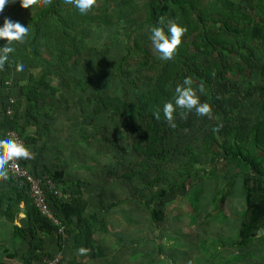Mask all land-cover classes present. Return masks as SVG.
I'll return each mask as SVG.
<instances>
[{
    "label": "rangeland",
    "instance_id": "1",
    "mask_svg": "<svg viewBox=\"0 0 264 264\" xmlns=\"http://www.w3.org/2000/svg\"><path fill=\"white\" fill-rule=\"evenodd\" d=\"M147 1L96 0L94 6L86 14L78 15L71 4L67 3L66 0H62L60 6L56 4L58 16H47L38 21L33 19L35 13L47 5L42 0H38L36 5H30L27 8L20 7L19 0H11V2L6 3L3 10H0V25H2L4 18L31 25V31L23 42L12 43L15 51L10 53L11 58L15 63L20 60L26 63L25 70L19 75L17 85H26L29 83L30 78L31 80H37L40 75L44 74L45 76L41 79L53 86L52 90L47 89L48 94L46 97L48 98L41 110V112H47V118L54 120L50 128L54 138V141H52L54 150L52 152L56 151L59 158L58 162L53 159L54 162L60 163L68 177L74 178L75 176L77 178L80 176L85 185L89 183L86 187L91 188L90 190L96 197V201H89L85 213L88 215L96 214L94 219L95 228L98 229L99 224H109L108 226L111 227V231L108 232L109 238L116 240L117 237H120L121 242H124V240L131 241L132 239L142 240L144 238H154L157 242L164 240L166 233L168 239L173 238L180 245L184 244L181 238H183L182 233L186 231L181 229L180 225L202 224L204 225L202 229H205L203 232L205 245H211L213 248L219 239L222 242L225 241V243L229 242L230 248L233 239L237 237L235 224L240 223L244 214L242 178L246 172V167L243 163L224 156L227 153L221 150L219 144L224 141L223 138L225 139L223 135H219L218 141L215 139L213 144H208L206 139L209 135H204V140L197 142V146L196 143L190 148H186L187 146L184 145L177 150L173 148L170 152L168 159L166 158V161L168 160V172L165 173V178L157 185L158 188H164L168 184L172 186L167 190V198L163 205L164 220L156 226L157 228L161 226L162 230L159 231L152 225L148 210L143 205L138 204L136 197L132 201L125 199L130 194L118 185V182L125 181L124 171L119 169L120 172H116L117 174L104 172V166H108L109 163L114 161L115 148L102 141L99 135L105 130L106 136L113 134L118 139L123 140V120L106 121L100 116L101 112L96 115L89 112L83 118L79 115V105L81 104L77 103V107L73 105V95L69 96L68 94L70 88L76 87L77 80L79 82L82 79L79 83L90 84L98 78L101 85L106 89L105 94L103 93L104 97L107 96L104 98V102L107 101V98L112 99L120 96L121 85L119 82L111 83L113 80L109 78L110 71H112L111 67L117 65V60L126 51L124 46L118 49L109 47L115 45L113 42L116 40L117 43L119 41L124 43L126 40V46L132 47L133 52L128 59V64H124V66L125 69L133 71V74L139 80H146L151 77L149 80L152 84L157 83L159 79H165L166 75L170 77L171 80L167 81L164 86L165 90L169 91V99L173 98L176 85L182 84L185 77L192 79V87L195 89L194 86L198 81L189 75L185 68L181 69L180 64L175 63L173 69L169 68L166 71L168 60L158 59V54L152 49L148 40V28L150 26L145 23L148 17ZM193 2L195 6L192 9L185 7L183 12H180L181 14L178 13L179 11L175 7L168 6L163 16L160 17L165 26L169 22H174L184 26V28L188 27L190 30L188 35L181 38L180 45L175 49V56L171 59H179L177 57V50H179L184 55L180 59L186 61V57L194 52L193 33L200 32V30L205 34L220 33V30H222L220 27L223 26L222 21H228L233 27L242 30L241 35L230 38L232 47L238 45L236 46L237 49L234 48L236 55L231 53V56L227 59L228 67L232 69L230 70L232 77L239 75V69L241 68L246 75L250 74L246 66L242 64L238 52L240 50L247 52L248 58L252 61L255 60V56L264 55V12L259 8L260 1L192 0ZM70 12L74 14L71 22L76 26L69 22V26L73 25V27L63 30L57 17L64 16V18H68ZM63 31L68 34L67 36L64 35L65 39L62 35ZM80 36H84L82 44L79 40V38H82ZM66 37H68V40H66ZM85 39H87L86 42ZM29 40H31L34 47L36 46L38 51L40 50L42 58L50 61L49 67L45 66L42 59L39 60V56L34 59L30 54L28 49ZM0 42L5 43L3 39H0ZM136 44H138L139 49L134 47ZM51 50H54V52ZM56 50L62 51L61 57H58L59 55L53 57L57 53ZM116 50L122 51L116 52ZM212 56H215V53L209 51L207 53L199 52L198 55H195L193 61L187 60L188 67L199 72L201 67L208 64L207 62H212ZM71 63H75L79 67L76 70L83 71L86 75L85 78L81 77L80 79L79 76H72L70 72L66 73L67 68L65 65ZM7 72H9V77L7 75L2 78L3 81L5 79L10 80L12 78L11 72L16 71L12 69L5 71L4 74ZM1 77H3V74ZM252 77L256 79L255 75H252ZM262 82L264 83L263 79ZM138 84H141V82L139 81ZM89 88L90 91L93 89ZM82 98L85 102L86 96L84 95ZM63 100H67V102ZM89 102L91 103V109L93 106H97L95 98H91ZM16 104L20 109H24L26 106L23 97L16 98ZM261 106L263 114L261 122L264 127V95L262 96ZM227 107L222 105V109L227 110ZM212 112H214L213 116ZM212 112V118L211 116L208 117L211 123L212 120L213 122L217 121L221 126L228 123L229 130L234 128V124L244 125V121L241 122V120L231 121V118H233L231 116H234V114L230 113L231 116L229 115L227 118L224 115L222 116L221 111L212 108ZM247 130L240 132V135L246 138L247 143L245 141L242 144L238 143L240 145L237 149H241L243 153L249 152L255 161H261L264 166V129L261 131L262 134L260 133L262 139H258V144L262 149L252 144L253 133L249 129ZM12 132L14 130L7 131L8 135ZM87 135L95 138L85 139ZM145 136L149 138L150 134L147 133ZM41 141L42 139L39 136V143ZM193 160H197V162L192 164ZM149 174H151V171ZM132 178L133 181L140 182L139 176H133ZM99 181L101 184H99ZM71 188L74 190L73 186ZM91 196H89L90 199H92ZM99 205L104 211L99 210ZM227 224L234 225L229 227ZM228 231H232L231 233H234V235L228 239L220 236V234H225ZM259 242L260 240L255 239L252 244L256 245ZM3 245L0 246V256L6 257L5 248L8 252H12L13 247L7 242H4ZM163 247L165 248V245ZM213 249L217 250V248ZM56 254H60V252ZM178 255L180 257L182 255L180 250ZM201 255L204 256L205 253L202 252ZM59 256L60 259L61 254ZM248 259L245 264L264 263L263 256L253 254L252 251ZM12 260L14 264H23L20 256H15Z\"/></svg>",
    "mask_w": 264,
    "mask_h": 264
},
{
    "label": "trees",
    "instance_id": "2",
    "mask_svg": "<svg viewBox=\"0 0 264 264\" xmlns=\"http://www.w3.org/2000/svg\"><path fill=\"white\" fill-rule=\"evenodd\" d=\"M60 1L62 0H48L47 5L36 12L33 19L38 21L47 16H58L56 4L60 6ZM259 1L261 3L259 8L264 12V0ZM168 6L175 7L178 9V13L181 14L185 7L192 9L195 4L194 2L192 3V0H148L146 25L165 28L160 17L163 16ZM72 15L74 14L70 12L68 18H64V16L57 17L63 30L71 28L73 25L76 26V24L71 22L73 19ZM69 22L73 25L69 26ZM222 25L220 28L223 31L220 30V33L205 34L202 30L193 33L192 44L194 52L189 54L186 57V61H184L180 59L184 56L183 53L177 50L179 59L168 60L166 71L169 68L173 69L175 63L180 64L181 69L185 68L186 72L198 81L194 88H203L202 95L198 91L196 93L201 102L208 103L211 110L213 108L221 111L222 116L224 115L227 118L229 115L234 114V116H231L233 117L231 118L233 122L244 121V125L234 124V128H230V130L228 123L223 126L217 121L213 122L212 120L211 123L208 120V116L197 117L193 112H189L186 118H181L180 115L174 112L173 123L175 127H169L162 113H159V109L165 101L172 100L169 99V91L164 88L165 83L171 79L166 75L165 79H159L157 83L151 84L149 80L151 77L146 80H139L133 74V71L125 69L124 64H128V59L133 52L132 47L126 46V40L124 43L121 41L117 43L116 40L113 42L115 45L109 46L112 49L122 48V46L126 48L125 54L117 60V65L111 67L112 71H110L109 75V78L113 80L111 83L119 82L121 85L122 90L119 97L107 98V101L104 102V98L107 97L103 96L106 89L101 85L98 78L97 80L95 78L96 81L90 84L79 83L82 80L81 77L85 78L86 76L83 71L76 70L79 67L75 63L66 64L65 66L67 68L66 73L70 72L72 76H79L81 79L79 82L77 80L76 87L73 86L68 92L69 96L73 95V105L81 104L79 105V115L81 117H86L89 112H93L94 115L101 112V115H99L106 121L116 122L120 119L123 120V140L118 139L113 134L106 136L105 130L99 135L102 141L115 148L114 161L109 163L108 166H104V172L115 174L120 172L118 171L119 169L124 171L123 175L126 182L122 180L118 182V185L126 193L130 194L125 199L132 201L136 197L138 204L143 205L148 210L149 219L155 228L164 220L163 205L167 198V190L172 187L168 184V187L158 188L157 185L165 178V173L168 172V160L166 161V158L168 159L173 148L177 150L184 145L185 147L187 146L186 148H190L195 143L197 146V142L204 140V135H209L206 139L208 144H213L215 139L218 141L219 135L225 137V139L223 138L224 141L219 143L221 150L227 153L224 156L243 163L246 167V172L242 178L244 214L243 219L239 223L238 241L236 242V247H239V245L250 242L264 226L263 163L255 161L249 152L243 153L241 149H237L243 141L246 142V138L242 137L240 132L248 131L247 129L253 133L252 144L260 148L258 139H262L261 131L264 129L261 122L263 115L261 100L264 95V83L262 82V79L264 81V55L259 54L252 61L248 58L247 52L240 50L238 55L250 74L246 75L241 68L239 69V75L232 77V72L230 71L232 69L228 67L227 59H229L231 53L235 54L234 50L237 49L236 46L238 45L232 47L230 38L241 35L242 30L233 27L228 21H222ZM185 29L186 31L182 34L183 38L190 33L188 27ZM62 35L65 39L68 34L63 31ZM80 37H82L79 38L82 44L84 36ZM66 40H68V37H66ZM0 45L2 46L3 43L0 42ZM134 47L139 49L138 44ZM28 49L34 59L39 56V60L42 59L46 67L50 66V61L42 58L40 50L38 51L36 46L34 47L31 40L28 42ZM207 50L215 53V56H212V62H207L208 64L201 67L199 72L195 71L194 68L188 67L187 60L193 61L195 55L202 51L207 53ZM51 51L54 52V50ZM121 51L116 50V52ZM175 51L173 56H175ZM56 52L53 57L58 55V57H61L62 51L56 50ZM14 65L15 61L9 54L8 62L0 69V139L6 135L8 130L17 132L24 141L23 145L33 152V156L21 161L22 165L34 175H47L63 193H68L69 197L60 199L49 192L46 198L52 214L64 226L67 233L66 238L62 239L61 234L57 231V225L34 206L32 199L28 195L26 184L22 180H14L8 172V179L0 184V219H6L11 223V237L15 241V245L12 253H9L6 248L5 251L9 257L20 256L23 264H46V260L53 259L58 251L64 250L63 242L66 244L71 242L72 245H81L85 248L91 247L88 244L92 242L91 235L96 214L88 215L85 213V209L90 200L96 201V197L92 194L91 188L86 187L89 183L85 185L80 176L77 178L75 176L74 178L68 177L60 163L54 162V159L58 162L59 158L56 151L51 152L54 150L52 146L54 138L50 128L54 120L47 118V112H40L45 106L46 94L43 91H39V89L52 90L53 86L41 79L45 76L44 74L40 75L37 80H31L30 78L28 84L18 86L17 80L23 71L11 72L12 78L3 81L2 78L7 75L9 77V72L4 74L5 71L14 70ZM2 74L3 77H1ZM252 75H255L257 80ZM139 81L141 84H138ZM89 87L93 89L90 91ZM84 95L86 96L85 102H83L84 99L82 98ZM20 97L24 98L26 105L24 109L17 107L16 98ZM91 98H95L97 101V106H93L92 109L89 102ZM10 99H13V102L10 103ZM63 101L67 102V100ZM9 105L13 109L12 114L6 113V108ZM222 105L228 106L227 110L222 109ZM180 111L182 112V110ZM156 113L160 114V119L155 118L154 114ZM213 115L214 112H212ZM28 127H34V134L26 132ZM147 133L150 134L149 138L145 136ZM191 133L192 135H190ZM39 136L42 139L40 143ZM85 137V139H92L94 136L87 135ZM229 141L230 143H228ZM238 143L240 144L238 145ZM228 147L229 149L226 150ZM196 162L197 160H193L192 164ZM150 171L151 174H149ZM133 176H139L140 182L133 181ZM99 184H101L100 181ZM71 186H73L74 190ZM90 195H92V199H90ZM20 201L23 204L18 210L17 205ZM98 208L100 211H104L100 205ZM19 212H22L23 217L19 219V224H14L15 217L18 216ZM157 229L159 231L162 230L161 226ZM262 240L264 241V236ZM158 247L159 250L163 249L162 245ZM59 263L60 261L57 264Z\"/></svg>",
    "mask_w": 264,
    "mask_h": 264
},
{
    "label": "crops",
    "instance_id": "3",
    "mask_svg": "<svg viewBox=\"0 0 264 264\" xmlns=\"http://www.w3.org/2000/svg\"><path fill=\"white\" fill-rule=\"evenodd\" d=\"M39 91H43L46 95L48 94V91L45 89H39ZM47 98L48 97H46V99ZM26 132L33 134L34 128L28 127ZM3 182L4 180L0 179V184ZM22 204V201L18 202V210L22 207ZM22 217V212H19L18 216L15 217L14 224H19V219ZM108 225L109 224H99L98 229L94 227L91 235V245L88 244L91 247L85 248L81 245H72L71 242L68 244L63 242L62 245H64V250L61 249L58 251L61 254L59 264H245L251 251L253 254L261 255V257L263 256L264 259V241L262 240L264 235L260 233V231L254 237V240H260L259 243L261 244H252L254 242L252 239L253 241L251 240L250 242L236 247L239 224H235V229L237 228V237L233 239L231 247L229 248V242L225 243V241L222 242L218 239L219 243L217 242L216 246L213 247L217 248L216 251L211 245H205V235L203 234L205 229H202L204 225L201 224L181 225L180 228L186 231L182 233L183 238H181L184 244L180 245L172 236V239H168V234L166 233L164 235V240L157 242L153 238H144L142 240L132 239L131 241L124 240V242H121V238L117 237L116 240H113L108 236V232L111 231V227ZM232 225L234 224H227L229 227ZM229 232L230 231L225 232V234H219L221 237L228 239L234 235V233L232 234ZM4 242L10 243L14 248L15 241L11 237V223L1 218L0 246H4ZM159 245H165V248L163 247L162 250H159ZM80 248L86 251L83 254H79L77 250ZM179 250L182 252L181 257L178 255ZM202 252L205 253L204 256L201 255ZM207 253L209 254L206 255ZM214 257L215 259H213ZM0 258V264H14L12 257L0 256Z\"/></svg>",
    "mask_w": 264,
    "mask_h": 264
},
{
    "label": "clouds",
    "instance_id": "4",
    "mask_svg": "<svg viewBox=\"0 0 264 264\" xmlns=\"http://www.w3.org/2000/svg\"><path fill=\"white\" fill-rule=\"evenodd\" d=\"M8 2H11V0H0V10H3L4 5ZM37 2L38 0H19L20 7L22 8L36 5ZM42 2L47 4L48 0H42ZM66 2L71 4L78 15H84L94 6L96 0H66ZM165 28H161L160 26H150L148 28V40L154 52L158 54V59L162 61L172 58L175 49L181 43L182 34L186 31L184 26L174 22L167 23ZM30 31V24H21L20 22L10 21L8 18H4L2 25H0V39L5 41L0 46V69L8 62L9 54L15 51L12 43L23 42ZM14 67L15 71L22 72L26 68V63L20 60L15 63ZM197 91L201 95L203 94L202 87L193 89L192 79L190 77H185L182 84L176 85L172 100L165 101L159 109V113H162L169 127H175L173 123L174 112L180 115L181 118H186L189 112H193L197 117L211 116L212 110L210 105L200 101L199 96L196 94ZM159 113L154 114L156 119H160ZM14 158L29 159L30 152L26 146L17 142L15 137L5 135L0 139V179H8V172L5 165ZM85 251L83 248L77 250L79 254H83Z\"/></svg>",
    "mask_w": 264,
    "mask_h": 264
},
{
    "label": "built area",
    "instance_id": "5",
    "mask_svg": "<svg viewBox=\"0 0 264 264\" xmlns=\"http://www.w3.org/2000/svg\"><path fill=\"white\" fill-rule=\"evenodd\" d=\"M9 102H13L10 99ZM13 109L9 105L6 108L7 114H12ZM7 136L15 137L17 142L24 144L23 139L19 137L17 132H12L10 135L6 132ZM30 157L33 156L32 150L29 149ZM24 159H13L8 161L5 165L7 172L10 173L14 180H22L27 186V192L34 206L47 218H49L53 223L57 225V231L61 234L62 239L66 238L67 233L65 232L64 226L59 223V220L52 214L47 202V193H52V195L63 199L68 198V193H63L61 189L55 184V182L49 178L47 175H34L32 174L21 161ZM27 160V159H25ZM260 233L264 234V226L260 229ZM60 254H55L53 259L46 260V264H56Z\"/></svg>",
    "mask_w": 264,
    "mask_h": 264
}]
</instances>
